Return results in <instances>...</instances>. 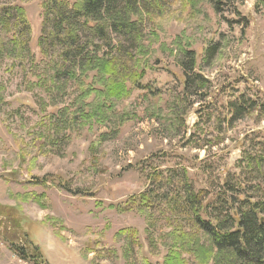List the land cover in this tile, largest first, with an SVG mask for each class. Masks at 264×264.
Returning a JSON list of instances; mask_svg holds the SVG:
<instances>
[{
    "label": "rangeland",
    "instance_id": "obj_1",
    "mask_svg": "<svg viewBox=\"0 0 264 264\" xmlns=\"http://www.w3.org/2000/svg\"><path fill=\"white\" fill-rule=\"evenodd\" d=\"M43 1L0 0V8L23 6L31 27V53L23 60L9 51L11 33L0 28V264H35L11 246L24 237L41 255L39 264H162L172 230L185 242L199 235L192 218L166 205L172 190L161 191L164 202L155 210L119 212L110 205L142 193L154 173L168 180L186 174L194 190L206 187V171L233 170L240 142L264 136L258 110L223 121L227 103L240 94L264 104V0H243L221 15L203 1L193 17L171 2L172 19L163 30L151 28L158 36L150 25L142 29L151 53L142 57L148 68L131 97L104 118H76L72 125L64 124L61 107L76 94L74 85L52 75L60 51L51 48L42 59L37 44ZM183 32L190 39L183 47L196 53L194 72L209 82L206 95L190 96L191 103L182 93L183 54L174 42ZM214 44L217 52L207 60L205 47ZM33 64L41 68L31 70ZM42 69L48 81L36 83L33 72ZM123 113L130 118L112 133ZM123 229L136 232L118 235ZM183 257L195 264L191 252Z\"/></svg>",
    "mask_w": 264,
    "mask_h": 264
},
{
    "label": "trees",
    "instance_id": "obj_2",
    "mask_svg": "<svg viewBox=\"0 0 264 264\" xmlns=\"http://www.w3.org/2000/svg\"><path fill=\"white\" fill-rule=\"evenodd\" d=\"M203 1L211 5L215 14L221 15L243 0H44L41 3L42 35L37 42L40 56L48 59L51 48L59 50L54 57L56 71L52 75L71 81L76 92L61 107L66 112L64 124L72 125L76 118L87 121L104 118L116 103L129 99L148 68L142 57L151 53L149 45L143 42L142 29L150 25V34L152 31L151 35L158 36L157 31L163 30L173 17L167 11L171 2L178 5L181 13L187 12L189 17H193ZM236 10L238 15L240 11ZM1 27L11 33L9 44H6L11 48L9 51L21 60L27 58L31 53L28 48L31 27L23 6L2 4ZM189 41L183 32L174 42L183 54L179 59L184 74L182 93L191 103L190 96L199 92L201 97L206 95L203 90L209 88V82L194 72L196 53L189 47H183L188 46ZM216 49L217 44L205 47L207 60L216 54ZM38 68L41 65L33 64L31 70ZM33 74L38 76L36 83L48 81L49 73L45 69ZM53 103L49 101L48 106ZM227 108L228 117L223 121L231 124L257 110L259 115L256 118L264 114V104L257 106L256 101L245 94L229 101ZM128 118L125 113L118 115L116 127L111 132H118ZM175 118L178 120L177 115ZM168 124L172 126L174 122ZM219 142L216 140L213 145ZM239 147L241 150L233 170L221 169L218 174L205 172L206 187L194 190L186 174L182 179L168 180L162 179V174L154 173L142 193L110 207L119 212L136 208L155 210L164 202L163 198L160 199L161 191L168 187L174 198L165 202L166 205H171L182 217L188 215L192 218L199 235L185 242L180 230H172V242L162 264H189L183 257L186 251L192 253L195 264H264V136L256 132L253 137L243 139ZM18 231L19 228L13 233L17 235ZM135 232L123 229L117 234L132 235ZM20 236L15 241L21 240L17 239ZM21 244H11L14 252L39 264L41 255L36 249L29 250L32 243L24 237Z\"/></svg>",
    "mask_w": 264,
    "mask_h": 264
}]
</instances>
